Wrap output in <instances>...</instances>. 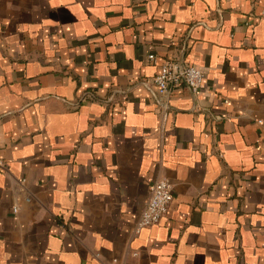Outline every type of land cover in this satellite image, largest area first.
Listing matches in <instances>:
<instances>
[{
	"label": "crops",
	"instance_id": "crops-1",
	"mask_svg": "<svg viewBox=\"0 0 264 264\" xmlns=\"http://www.w3.org/2000/svg\"><path fill=\"white\" fill-rule=\"evenodd\" d=\"M262 6L0 0V264H264ZM166 59L201 88L155 100Z\"/></svg>",
	"mask_w": 264,
	"mask_h": 264
},
{
	"label": "built area",
	"instance_id": "built-area-1",
	"mask_svg": "<svg viewBox=\"0 0 264 264\" xmlns=\"http://www.w3.org/2000/svg\"><path fill=\"white\" fill-rule=\"evenodd\" d=\"M262 17H264V6L261 9ZM150 60H154V55L148 56ZM184 83L192 92H197L203 83V70L201 67L184 63L175 59H166L158 66V71L152 78L153 87L148 85L147 81L142 84L151 91L155 100L160 101L161 97L166 96L172 88ZM173 199L172 186L168 179L161 178L155 181L150 189V195L142 210L136 230L139 231L143 227L154 225L165 216L169 204ZM17 207L12 210L16 211Z\"/></svg>",
	"mask_w": 264,
	"mask_h": 264
}]
</instances>
